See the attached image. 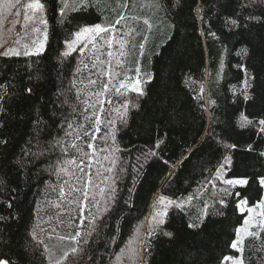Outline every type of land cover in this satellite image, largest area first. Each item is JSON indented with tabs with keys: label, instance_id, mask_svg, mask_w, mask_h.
Instances as JSON below:
<instances>
[{
	"label": "trees",
	"instance_id": "obj_1",
	"mask_svg": "<svg viewBox=\"0 0 264 264\" xmlns=\"http://www.w3.org/2000/svg\"><path fill=\"white\" fill-rule=\"evenodd\" d=\"M41 1L50 21L45 51L0 55V259L53 264L40 241L41 224L71 236L81 226L76 251L59 264H221L237 255L230 244L246 214L236 204L241 197L250 206L264 201L258 124L264 120V19H249L264 18V2L89 0L84 8L78 0ZM22 4L11 0L0 8V51L12 39ZM95 24L115 30L101 33L95 47L61 55L75 32ZM109 60L101 112L90 93L109 82L100 72ZM121 81L128 87L119 95L112 85ZM85 100L95 108L85 112ZM93 111L99 131L86 119ZM245 116L250 125H243ZM151 149L157 155L145 158ZM226 156L231 163L220 175L248 184L206 183ZM224 188L240 196L224 195ZM160 196L182 207L159 204ZM157 211L167 215L153 220ZM242 260L264 264V232L244 240Z\"/></svg>",
	"mask_w": 264,
	"mask_h": 264
},
{
	"label": "snow or ice",
	"instance_id": "obj_2",
	"mask_svg": "<svg viewBox=\"0 0 264 264\" xmlns=\"http://www.w3.org/2000/svg\"><path fill=\"white\" fill-rule=\"evenodd\" d=\"M78 2L82 5V7L86 8L89 6V0H78ZM256 0H248V3L243 5L244 7H249L251 6L253 3H255ZM261 2H264V0H261ZM16 3L19 4L21 3V0H16ZM10 6H13V5H10ZM75 3H73L72 7H73V10H75ZM44 4L41 3V0H31V2H29L27 5H26V9L27 10H30L31 11V15L28 14V12L26 11L25 12V15H24V20H25V27H27V22L28 21H33L35 19V14L37 12H41L43 11L44 9ZM65 7H67V4H65ZM65 7H62L60 9V13L61 15L63 16L64 13H65ZM17 16L20 15L19 11L16 13ZM120 19H123V17H121ZM249 19H264V18H257V17H254V16H249ZM40 23H43V24H47V21L46 20H43L41 19L40 20ZM116 24H119L120 23V20H116L115 22ZM144 23L146 25L149 26V28L151 27V25L149 24V22L147 20L144 21ZM232 24L235 26L237 25V21L236 20H233L232 21ZM36 31H39V29H34ZM115 28H114V25H109V26H102L101 24H95L91 27L89 26H85V27H82L79 29V31L75 32L74 33V36L75 38L74 39H71V40H68L66 41L67 43V51L61 53V55L63 57H68L70 55V53L72 51H75L76 50V45L78 43H80L82 40H85L87 39L89 42H92L93 43V47H95V38L97 36H99L101 33H110V32H114ZM47 39V35L45 33V40ZM106 43L109 45V47H111V44H112V39H108L106 41ZM124 41L121 40L120 42V47L121 49L124 48ZM140 48H143V44L140 45ZM43 50V42H40L39 46L37 47V52H40ZM20 55V52L19 51H16L14 49H9L8 51H5L3 53H0V55H4V56H7V55ZM25 56H28V55H31L32 53L28 52V51H25L23 53ZM108 56L111 57L112 56V52L109 51L108 52ZM120 56L123 57L124 56V52L121 51L120 52ZM96 60L99 61V57L97 56L96 57ZM120 61H118L119 63ZM100 64H103L105 63L104 61H99ZM107 64H108V70L107 72H104L103 69H100V72L101 74H106L108 75L109 77V82H104V83H101L100 85V90L99 91H94V92H91L90 95L91 96H94L96 97L97 99V102L99 103L100 105V111L103 112V103L104 101L101 100L100 98L105 94V93H108L109 91V88H110V82H111V78H112V72H111V61H107ZM85 67H87V65H85ZM92 67L94 69H96L98 67L97 63H93ZM77 71H79V69H77ZM137 71H139V69H137ZM89 84L91 85H95L97 84V81L96 80H93V79H89ZM246 85H247V82H246ZM73 87H75V84L73 83ZM112 87L115 88V91L117 94L119 95H122V93L120 92V89L122 88H127L128 85L125 84L123 81L120 82L119 84V87H115V85H112ZM71 90V89H70ZM133 90H137L135 88V86H133ZM27 91L31 92V89H28ZM76 99L79 100L80 99V94H79V91L77 92V95H76ZM247 99V97H246ZM83 103H85L87 105V107L84 109L85 112H87L89 109H93L95 108V105L90 101V100H85L83 101ZM123 107L126 109L127 108V104L123 105ZM86 119H89V120H94L95 124L97 125V128H96V131H99V124L101 123V118H100V115H98L95 111L92 112V115L91 117H86ZM109 123H111V121H109ZM252 123V121H250L248 119V117H244L243 118V125L244 126H247V125H250ZM258 124L261 126L260 127V131L262 133H264V120H259L258 121ZM68 127L69 128H72V125L71 124H68ZM87 135V133H85ZM79 138V137H77ZM92 139L94 140L95 139V136L92 137ZM59 143V142H58ZM162 143V141H157V143L155 144L154 146V149H159L160 148V144ZM73 148H77L78 146L73 144L72 145ZM87 147L89 149H93L94 151V146L92 143H89L87 145ZM231 147L235 148L236 146L235 145H232ZM154 149H151L149 150L148 153L145 154V158H147L148 156H156L157 155V151H155ZM249 150H252V146L249 145ZM260 155L261 156H264V152H260ZM85 156L88 158V159H91L92 157L88 156L87 153H85ZM165 163H168V161H164ZM69 163H76V161L73 159L71 161H69ZM81 163H83V160L81 161ZM113 164L115 163V161L112 162ZM231 163V158L230 157H225L224 159V162L221 163L219 165V167L216 169V175L212 178V179H209L206 181V183H210L213 185V187H215V184L213 183L214 180H219L221 179V170L224 169L227 165H229ZM64 169H60V171H63ZM113 169L112 168H108L107 171L111 172ZM81 171H83V169H81ZM259 183L261 186H264V177H260L259 178ZM223 184L224 185H228V186H236V185H246L248 184V180L246 178H230V179H224L223 180ZM89 185H91V178L88 179L85 187H88ZM103 191V190H101ZM221 191L224 193V195H235V196H240V193H231L227 188H224V189H221ZM61 195L63 196L64 195V191H63V188H61ZM84 198L87 199V192L85 191L84 192ZM165 202L168 204V205H171V204H174L176 202L170 200V199H167L166 197L164 196H160L159 199H158V203L159 204H165ZM219 203L220 204H224V200L221 199L219 200ZM248 205V200L244 197H241L240 200L237 202L236 204V207L239 208L242 212L244 211H247L248 213H250V215L244 219L243 221V225L240 227V228H237L236 229V239L233 240L230 244V247L233 248V249H236L237 251H242V248H240V245L242 244L243 240L241 238V233H245L247 234L248 236H251L253 238L255 237H258L260 236L261 232H264V201H261L259 202L257 205H256V209H258V214L257 216H252L251 213L254 211L253 208H247L246 206ZM176 206L177 207H182V204L180 203H176ZM167 215V212L164 211V212H160V211H157L152 219L153 220H156L157 217H163ZM205 215H207V213L205 212ZM163 219L161 218L158 223H163ZM190 227H195V225H189ZM255 226L256 228L259 229V231H251L250 229ZM152 233L149 232V235H151ZM166 235H169L171 236V233H165ZM73 251H76L75 249H73ZM117 259H120L119 257H117ZM226 261H232V264H243V261L242 259L238 258V257H234V256H224L221 260V264H225ZM0 264H10V261H8L7 259H0ZM57 264H59V262H57Z\"/></svg>",
	"mask_w": 264,
	"mask_h": 264
},
{
	"label": "rangeland",
	"instance_id": "obj_3",
	"mask_svg": "<svg viewBox=\"0 0 264 264\" xmlns=\"http://www.w3.org/2000/svg\"><path fill=\"white\" fill-rule=\"evenodd\" d=\"M11 0H0V8L2 5L7 4ZM23 3L21 6V13H20V21L14 31V34L12 36V39L6 46L3 48V50L0 51V53H3L5 51H8L9 49H14L16 51L20 52V55H24L23 53L25 51H28L32 53L31 55H37L45 51L47 42L49 39V32H50V21L48 19V16L45 11V7L43 11L37 12L35 14V19L33 21H28L27 22V27H25V20H24V15L25 12L27 11L29 15H31V11L26 9V5L31 2V0H21ZM42 3V1H41ZM46 20L47 24L40 23V20ZM89 27L93 25H87ZM34 29H39V31H36ZM79 31V30H78ZM45 33L47 35V39L45 40ZM101 35V34H100ZM99 35V36H100ZM97 36L95 40L99 37ZM75 36L72 38L74 39ZM40 42H43V50L40 52H37V47L39 46ZM92 42H89L87 39L82 40L80 43H78L75 47L76 49L78 46L85 47ZM67 43L64 48V52L67 51ZM73 52V51H72ZM7 56H13L11 54ZM141 83V81H140ZM138 83L131 84V86H137ZM71 130V129H70ZM222 180L221 182L223 183V176H221ZM237 186V185H236ZM247 208H253L254 211L251 213L252 216H257L258 214V209H256L255 206H250L249 204L246 206ZM240 210V209H239ZM241 211V210H240ZM242 212V211H241ZM242 213L246 214L247 218L250 213L247 211H244ZM92 219V218H91ZM251 231H259L258 228L253 226ZM39 237L40 241L43 243L45 249L47 250V257L50 263H57L67 252L70 250L75 249L77 245L78 238L81 237V226L79 225V232L77 234H64V233H59L57 231H54L52 227H47L46 225H40V230H39ZM249 236L245 233H241V238L243 240L242 244L240 245V248H242L243 251V243L246 238ZM236 250V249H235ZM237 251V250H236ZM242 251H237V255H229V256H234L242 259ZM243 261V260H242ZM119 264V263H118ZM225 264H232V261H226Z\"/></svg>",
	"mask_w": 264,
	"mask_h": 264
}]
</instances>
